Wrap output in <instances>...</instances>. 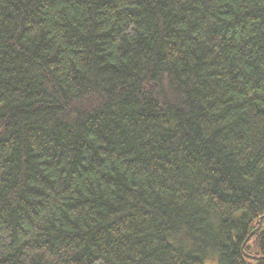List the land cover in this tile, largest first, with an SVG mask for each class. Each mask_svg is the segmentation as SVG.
Returning <instances> with one entry per match:
<instances>
[{
    "label": "trees",
    "instance_id": "16d2710c",
    "mask_svg": "<svg viewBox=\"0 0 264 264\" xmlns=\"http://www.w3.org/2000/svg\"><path fill=\"white\" fill-rule=\"evenodd\" d=\"M264 0H0V264H264Z\"/></svg>",
    "mask_w": 264,
    "mask_h": 264
},
{
    "label": "water",
    "instance_id": "95a60500",
    "mask_svg": "<svg viewBox=\"0 0 264 264\" xmlns=\"http://www.w3.org/2000/svg\"><path fill=\"white\" fill-rule=\"evenodd\" d=\"M263 218H264V216L261 217V219L259 220V226H258V228H257L255 231H253V232L251 233V235L249 236V238L247 239V241L253 236V234H254L256 231L260 230L261 225H262V219H263Z\"/></svg>",
    "mask_w": 264,
    "mask_h": 264
},
{
    "label": "rangeland",
    "instance_id": "374dc122",
    "mask_svg": "<svg viewBox=\"0 0 264 264\" xmlns=\"http://www.w3.org/2000/svg\"><path fill=\"white\" fill-rule=\"evenodd\" d=\"M206 264H217L216 261L214 260H207L206 261Z\"/></svg>",
    "mask_w": 264,
    "mask_h": 264
}]
</instances>
